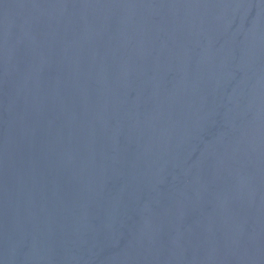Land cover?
Returning a JSON list of instances; mask_svg holds the SVG:
<instances>
[{
    "label": "water",
    "instance_id": "obj_1",
    "mask_svg": "<svg viewBox=\"0 0 264 264\" xmlns=\"http://www.w3.org/2000/svg\"><path fill=\"white\" fill-rule=\"evenodd\" d=\"M0 264H264V0H0Z\"/></svg>",
    "mask_w": 264,
    "mask_h": 264
}]
</instances>
